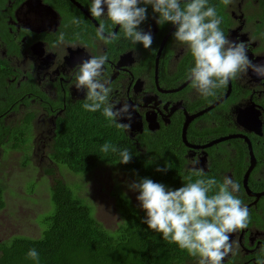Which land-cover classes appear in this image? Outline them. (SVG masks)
Wrapping results in <instances>:
<instances>
[{
	"label": "flooded vegetation",
	"instance_id": "obj_1",
	"mask_svg": "<svg viewBox=\"0 0 264 264\" xmlns=\"http://www.w3.org/2000/svg\"><path fill=\"white\" fill-rule=\"evenodd\" d=\"M210 2L223 17L225 34L249 42V58L264 64V0ZM90 6L91 0H0V57L9 65L0 84V98L7 105L3 122L26 119V150L49 162L43 169L59 172L56 167L64 164L49 156L55 121L85 102V92L74 86V67L90 54L107 55L112 98L137 104L131 130L122 131L141 152L146 139L162 136L172 150L177 142L185 170L193 171L190 162L198 159L197 170L221 181L228 175L239 183L250 223L232 234L235 255L224 264H254L264 248V78L249 69L215 96L204 97L186 79L191 53L173 40V25L156 23L150 6L141 27L152 31L151 49L133 45L120 26L102 18L118 34L105 43L96 33L101 20L91 16ZM40 126L45 135L36 140ZM0 188L4 197L5 188ZM187 262L197 264V259L187 256Z\"/></svg>",
	"mask_w": 264,
	"mask_h": 264
},
{
	"label": "clouds",
	"instance_id": "obj_2",
	"mask_svg": "<svg viewBox=\"0 0 264 264\" xmlns=\"http://www.w3.org/2000/svg\"><path fill=\"white\" fill-rule=\"evenodd\" d=\"M149 6L156 23L173 25V40L191 53L193 62L186 79L200 95L215 96L217 89L227 87L240 75H247L249 69L264 78V64H255L249 58V42L232 40L225 34L221 27L223 17L210 0H91L89 12L101 20L96 33L105 43L117 39L118 34L110 31L102 18L120 26L123 38L133 45L151 49L152 31L141 27L148 19ZM73 23L79 24V18L74 17ZM107 63V55L90 54L74 67V86L85 92L84 110L101 112L110 125L129 132L137 104L112 98ZM125 119L129 122H123ZM100 151L117 153L121 164H128L133 158L128 148H118L110 141H105ZM190 163L198 178L192 180L189 175L188 182L178 188L148 177L132 181L128 188L136 193L139 208L144 212L141 223L148 229L187 251L197 259V264H224L226 257L235 255L232 234L249 226V208L238 195L240 185L233 177L225 175L218 181L206 177L202 168L196 169L198 159ZM169 169L164 163L156 171L166 173ZM26 259L41 264L40 252L35 247L27 251ZM254 264H264V248L256 254Z\"/></svg>",
	"mask_w": 264,
	"mask_h": 264
},
{
	"label": "trees",
	"instance_id": "obj_3",
	"mask_svg": "<svg viewBox=\"0 0 264 264\" xmlns=\"http://www.w3.org/2000/svg\"><path fill=\"white\" fill-rule=\"evenodd\" d=\"M9 65L0 57V84L8 76ZM1 94V92H0ZM7 105L0 98V149H27L26 119L18 123L3 122ZM5 115V113H3ZM49 156L64 164L74 173L87 172L98 162L132 170L139 178L148 177L173 188L187 183L194 171L185 170V159L176 149L162 142L164 137L146 139L141 152L122 129L108 123L101 112L91 113L84 108L69 107L58 116ZM110 141L118 148H128L133 158L128 164L119 163L117 153H103L100 146ZM28 161L24 164L27 165ZM167 163L171 169L157 172ZM50 176L52 208L40 215L43 226L38 237L13 234L0 240V264H32L27 251L35 247L40 252L41 264H188V253L175 243L164 240L141 223L144 212L132 203L123 191L115 194V205L121 218L113 230H107L97 220L92 207L78 196L52 167H45ZM206 174V177H220ZM2 187V185H0ZM5 200L0 188V210Z\"/></svg>",
	"mask_w": 264,
	"mask_h": 264
},
{
	"label": "rangeland",
	"instance_id": "obj_4",
	"mask_svg": "<svg viewBox=\"0 0 264 264\" xmlns=\"http://www.w3.org/2000/svg\"><path fill=\"white\" fill-rule=\"evenodd\" d=\"M7 123L13 124V121ZM44 135L40 126L36 140ZM45 165H49L45 158L33 156L25 149H0V185L5 188V206L0 210V240L13 234L40 235L43 228L40 215L52 208L50 176L43 169ZM56 168L74 192L92 207L94 217L107 230H113L121 218L115 205L117 191L127 193L139 208L136 193L128 188L139 177L130 169L103 162L87 172L74 173L63 165Z\"/></svg>",
	"mask_w": 264,
	"mask_h": 264
},
{
	"label": "water",
	"instance_id": "obj_5",
	"mask_svg": "<svg viewBox=\"0 0 264 264\" xmlns=\"http://www.w3.org/2000/svg\"><path fill=\"white\" fill-rule=\"evenodd\" d=\"M165 39H166V37H165ZM164 39V40H165ZM185 126H186V123L184 124V128H183V135H184V132H185ZM185 137V136H184ZM251 168L253 167V164L250 166ZM247 174H248V172H247ZM244 185L246 186V179H244ZM264 194V193H263Z\"/></svg>",
	"mask_w": 264,
	"mask_h": 264
}]
</instances>
